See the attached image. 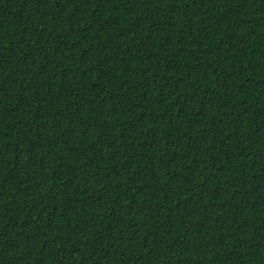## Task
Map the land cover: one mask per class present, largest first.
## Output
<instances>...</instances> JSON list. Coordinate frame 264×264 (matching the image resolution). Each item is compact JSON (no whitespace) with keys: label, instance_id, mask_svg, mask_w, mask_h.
<instances>
[{"label":"trees","instance_id":"obj_1","mask_svg":"<svg viewBox=\"0 0 264 264\" xmlns=\"http://www.w3.org/2000/svg\"><path fill=\"white\" fill-rule=\"evenodd\" d=\"M0 264H264V0H0Z\"/></svg>","mask_w":264,"mask_h":264}]
</instances>
